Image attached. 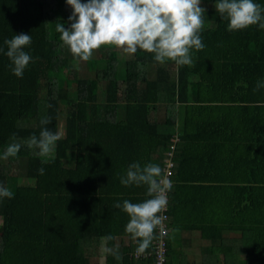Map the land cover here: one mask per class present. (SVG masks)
<instances>
[{
	"label": "trees",
	"instance_id": "trees-1",
	"mask_svg": "<svg viewBox=\"0 0 264 264\" xmlns=\"http://www.w3.org/2000/svg\"><path fill=\"white\" fill-rule=\"evenodd\" d=\"M214 3L201 0L205 48L192 50L194 67L159 63L140 49L123 60L103 46L81 76L80 59L55 31L71 15L66 0H0V185L13 192L0 199V264H92L87 249L106 235L122 259L105 254L103 264H153L152 256H133L129 217L113 205L149 198L147 186L125 187L119 176L133 162L160 166L170 145L165 264H194L177 256L172 229L198 230L209 241L208 264H247L222 235L238 231L249 239L238 250L264 264V87L254 91L264 81V29L228 31ZM21 33L32 37L25 51L33 59L18 78L4 40ZM45 116L51 121L41 125ZM61 117L54 152L36 155L24 142L42 127L57 133ZM13 142L19 153L3 159ZM206 179L225 180L214 185L221 202L218 191L203 190ZM215 251L224 263L211 261Z\"/></svg>",
	"mask_w": 264,
	"mask_h": 264
},
{
	"label": "clouds",
	"instance_id": "clouds-1",
	"mask_svg": "<svg viewBox=\"0 0 264 264\" xmlns=\"http://www.w3.org/2000/svg\"><path fill=\"white\" fill-rule=\"evenodd\" d=\"M66 4L72 9L71 15L67 22L59 20L55 31L71 54L83 61H88L93 52L103 46H115L129 55L138 49L152 53L156 62L172 61L177 68L194 67L192 50L205 48L200 33L206 9L201 6V0H66ZM214 7L219 17L227 21L228 31L245 30L253 25L264 29V6L254 0H215ZM65 23L69 24L67 28ZM31 43V35L25 33L4 40L5 55L11 62L12 74L18 78H22L33 59L25 51ZM262 87L264 81H258L254 91ZM50 121L51 118L45 116L40 123L47 125ZM60 138L59 133L42 127L39 137L33 135L24 143L29 149H38L36 155L48 156L54 152ZM21 147L19 142L10 143L3 152V159L15 158ZM44 171L42 167L37 170L39 175ZM119 181L125 187L147 186L149 198L142 202L124 200L113 205L128 215L125 231L137 244L136 254L143 255L151 245L155 229L162 225L163 217L158 213L167 206L166 192L171 190L172 182L162 178L159 165L139 162L129 164ZM3 198H13V192L0 185V199ZM102 239L103 252L121 260L118 246H108L114 237L106 235Z\"/></svg>",
	"mask_w": 264,
	"mask_h": 264
},
{
	"label": "crops",
	"instance_id": "crops-1",
	"mask_svg": "<svg viewBox=\"0 0 264 264\" xmlns=\"http://www.w3.org/2000/svg\"><path fill=\"white\" fill-rule=\"evenodd\" d=\"M226 175L223 174L221 172V178L222 177H225ZM197 182V181H195ZM200 182V181H199ZM201 185H204L205 187H203L204 191L206 192L209 191L210 193L213 192L214 190L215 191H218L219 192V202H221V191L218 190V189H215L214 188V185L217 184V185H224L225 184V180H221L219 182H216L214 180H209V179H206V180H203L201 181ZM207 186V187H206ZM222 235L223 237L225 238V240H227L231 246H232V251L231 252H234L233 254L237 255V254H240V256L238 257L239 259H243L244 262L247 261V264H256L255 262H248V259L245 258V254H242L239 250V246L240 244H244V243H248L249 239L248 237H241L240 235V232L238 231H229V230H224L222 232ZM175 239V240H173ZM172 239V242H173V245L174 247H178L179 249V253L180 255L183 257L184 256V259L186 261H189V262H193L194 264H208L210 263L207 259V255H210V254H207V253H203L202 249L204 246H207L209 244V241L205 238H202L200 235H199V232L198 230H190L189 232H186V231H178L175 235V237ZM199 241L200 243H196V241ZM197 248L200 252V255L197 256V253H191V252H188L186 249H194ZM192 249V250H193ZM239 249V250H238ZM222 252H216L214 254H211V256L215 257L214 259H212L211 261H215V263H224V260L222 258ZM245 256V257H243ZM186 257H191V259L189 258H186ZM248 257V256H247ZM220 258V260H218ZM238 260V259H237ZM213 261V262H214Z\"/></svg>",
	"mask_w": 264,
	"mask_h": 264
},
{
	"label": "built area",
	"instance_id": "built-area-1",
	"mask_svg": "<svg viewBox=\"0 0 264 264\" xmlns=\"http://www.w3.org/2000/svg\"><path fill=\"white\" fill-rule=\"evenodd\" d=\"M174 145H170L169 150L165 152V156L162 159L160 168L162 169V178L169 179V175L172 173V166L174 162L172 160V149ZM166 197L168 199V195L166 192ZM168 207V203L166 208L158 215L163 217V222L161 226H158L154 231V238L152 240V252H145L143 255H137L136 251L133 253L134 257H144L149 258L152 256L153 264H165L167 262V252H166V236L169 231V226L167 222V214L166 210Z\"/></svg>",
	"mask_w": 264,
	"mask_h": 264
},
{
	"label": "rangeland",
	"instance_id": "rangeland-1",
	"mask_svg": "<svg viewBox=\"0 0 264 264\" xmlns=\"http://www.w3.org/2000/svg\"><path fill=\"white\" fill-rule=\"evenodd\" d=\"M116 54H117V56L119 58H121L123 60L124 59H129L131 57V55L124 53L123 50L120 49V48H116ZM76 67L78 69L79 75H81V76H84L88 72V68H87L86 62L83 61V60H79L76 63ZM58 74H59V76H62V77L64 76V73H62V72L61 73L59 72ZM159 111H160V113H162L163 109L160 108ZM63 128H64L63 127V118L61 117L57 121V128H56L57 133H59L60 136L63 135ZM21 182H22L21 179H18L16 181L17 184H19ZM176 233H177V231L172 229L169 232V237H171L173 239L175 237ZM173 240H175V239H173ZM196 243H200V242L197 240ZM103 246H104L103 239L94 238V240L92 241L91 246H89L88 249H87V255H88L89 259H90V263H92V264H103L104 263L105 253L103 252ZM192 249L189 248V249H186V250L188 252H191V253H197V256L200 255V252H199V250L197 248L194 247V249L193 250ZM178 253H179V251H178ZM177 256L182 257L180 255V253ZM239 256H240V254H237L235 258H238ZM243 257H245V256H243ZM186 258H188V259L190 258L191 259V257H186ZM170 259L172 260V263L176 262V258L175 257H173V256L171 257L170 256ZM218 260H220V258Z\"/></svg>",
	"mask_w": 264,
	"mask_h": 264
}]
</instances>
